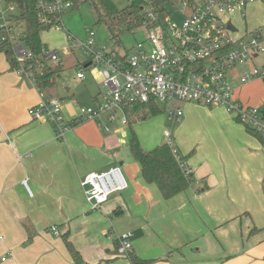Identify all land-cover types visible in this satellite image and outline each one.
Wrapping results in <instances>:
<instances>
[{
    "label": "crops",
    "instance_id": "1",
    "mask_svg": "<svg viewBox=\"0 0 264 264\" xmlns=\"http://www.w3.org/2000/svg\"><path fill=\"white\" fill-rule=\"evenodd\" d=\"M61 73L53 87L40 90L0 53V264H74L61 238L66 232L86 264H132L116 250L127 232L133 255L147 264H264V139L223 108L181 104L187 118L173 137L194 182L164 199L143 180L128 128L119 122L106 133L82 120L58 137L51 122L33 119L43 97L60 100L66 121L99 101L96 76L74 79L76 86L62 92ZM237 74L236 100L264 96L263 82L241 84ZM140 144L149 150L145 140ZM114 165L128 188L92 210L80 180Z\"/></svg>",
    "mask_w": 264,
    "mask_h": 264
},
{
    "label": "built area",
    "instance_id": "2",
    "mask_svg": "<svg viewBox=\"0 0 264 264\" xmlns=\"http://www.w3.org/2000/svg\"><path fill=\"white\" fill-rule=\"evenodd\" d=\"M254 1L195 0L190 5L185 0H178L175 7L184 17L183 21L177 24L167 13L163 22L156 24L157 14L149 12L141 26L147 30V36L124 54L96 46L92 31L86 40H78L67 33L65 47L42 50L39 60L61 68L63 58L75 59L76 53L80 52L85 61L79 65L75 63L76 78L84 80L87 73L96 76L101 89L99 101L92 108L80 107L77 118L66 121L60 100L43 97L30 112L33 119L51 122L58 137L82 120H94L98 128L109 133L113 123L128 126L124 109L134 103L170 105L172 110L168 118L175 122L183 116L180 105L193 103L225 109L232 119L264 139V109L257 112L236 100V83L232 81V76L238 73L241 84L252 80L264 83V30L245 29L239 35L240 31L230 18L235 15L244 18L245 8ZM72 7L73 3L67 0H37L36 18L44 28L48 26L51 30L60 25L62 14ZM17 11L14 2L0 0V42H10L19 65L17 71L36 86L34 71L39 73L42 65L20 40L23 23L14 17ZM229 24L235 32L228 29ZM259 57L262 62L256 65ZM247 65L251 67L248 69ZM163 137L175 153L172 133L165 130ZM22 185L32 196L26 181ZM80 186L90 208L97 210L111 195L125 191L128 183L120 166L114 165L106 171L87 174L80 180ZM50 231L57 234L56 227H51ZM131 236L127 232L117 238L118 255L129 258Z\"/></svg>",
    "mask_w": 264,
    "mask_h": 264
},
{
    "label": "trees",
    "instance_id": "3",
    "mask_svg": "<svg viewBox=\"0 0 264 264\" xmlns=\"http://www.w3.org/2000/svg\"><path fill=\"white\" fill-rule=\"evenodd\" d=\"M9 1L17 5L18 11L14 17L23 23V32L20 36L21 42H23V44L32 51L36 59L39 60L38 56L41 54L42 50L48 49L46 44L41 41V34L49 31L50 28L48 26L44 28L36 18L37 0ZM89 1L99 21L106 24V28L112 38L118 36L117 34L121 27H124L129 32L141 27L149 12L157 14L158 18L156 24L162 23L165 15L167 13L170 14L166 12L165 9L162 8L161 3H159V1L162 0H128V7L121 12H118L109 0ZM164 1H169L174 5L178 0ZM185 1L192 5L195 0ZM261 1L264 4V0ZM0 53L5 56L10 69L17 71L19 65L14 59L9 41L0 42ZM39 62L42 65L41 71L39 73L37 70H35L36 72L34 71L36 87L40 90L49 89L55 85L57 73L54 72L44 60H39ZM31 64L34 63L32 62ZM163 110V107L158 104L148 102L134 103L127 106L124 112L127 117L128 127L131 129L135 122L159 115ZM234 121L241 124L235 119ZM242 126L250 135L262 139L261 136L253 130H250L244 125ZM129 150L132 157L140 165L143 180L148 184L155 185L164 199L179 195L192 186L194 178L193 173L186 164L187 157L182 156L177 147L174 153L168 144L164 142L156 145L152 149L146 150L141 146L140 141L132 131V136L129 141ZM61 238L74 264H86L70 242L68 232L64 233ZM129 259L132 264L149 263L148 260H139L133 253L129 255Z\"/></svg>",
    "mask_w": 264,
    "mask_h": 264
},
{
    "label": "rangeland",
    "instance_id": "4",
    "mask_svg": "<svg viewBox=\"0 0 264 264\" xmlns=\"http://www.w3.org/2000/svg\"><path fill=\"white\" fill-rule=\"evenodd\" d=\"M73 3L72 9H67L61 17L60 25L52 28L49 31L43 32L41 34V41L46 44L48 49L50 50H59L66 46V34L69 33L73 37L78 40H86L89 36V33L92 31L94 34V43L98 47L104 48L106 51H114L119 54H124L128 52L131 48L134 47L135 43L144 40L147 36V30L143 27H139L132 32L127 31L124 27H121L118 31V36L112 38L110 33L106 28V24L104 22L99 21L97 18L96 12L91 5L89 0H67ZM113 7L118 11H123L129 5L128 0H109ZM161 3L162 8L165 9L166 12L170 13V19L180 24L183 21V16L175 7V4L172 5L169 1H159ZM3 9H6V6H3ZM232 24L240 31L239 35H242L245 31L244 18L241 16L238 17L235 15L231 16ZM245 21H246V31H254L256 29L264 30V4L261 0H255L253 3L247 5L245 12ZM124 28V29H123ZM238 35V34H237ZM59 54H62V51H59ZM62 56V55H61ZM85 61V57L81 55L80 52H77L75 55V59L71 57L63 58L61 62L62 68H57L52 66L49 63V67H53L54 72L62 71L61 78H59V90L61 89L63 92V87L69 86L70 88H74L76 86L75 80L76 78V65ZM262 62V58L259 57L256 61V65H260ZM251 65H247L246 68H250ZM262 85V84H261ZM262 88L263 85H262ZM264 90V89H263ZM240 91H237L239 94ZM252 99V97H249ZM243 100V104L249 107H253L257 112H260L264 109V96H260L258 101L254 100ZM92 105L82 106V108H92ZM181 107L183 105H180ZM163 112L159 115L147 118L143 121H137L133 124L132 130L139 141L145 140L147 143V149H152L156 145H158V141L161 142L165 138L163 137V132L165 130L169 131L173 134L180 129L178 125L186 120L187 111L184 110V115L181 120L178 122L169 120V114L171 113V106L167 105L163 107ZM234 120V119H232ZM180 122V123H179ZM241 125V124H240ZM127 131L132 136V132L127 126ZM112 130V126H111ZM184 134H187L188 128L182 129ZM141 139V140H140Z\"/></svg>",
    "mask_w": 264,
    "mask_h": 264
},
{
    "label": "water",
    "instance_id": "5",
    "mask_svg": "<svg viewBox=\"0 0 264 264\" xmlns=\"http://www.w3.org/2000/svg\"><path fill=\"white\" fill-rule=\"evenodd\" d=\"M228 29L230 30V31H232V32H235L236 30H235V28L232 26V25H228Z\"/></svg>",
    "mask_w": 264,
    "mask_h": 264
}]
</instances>
